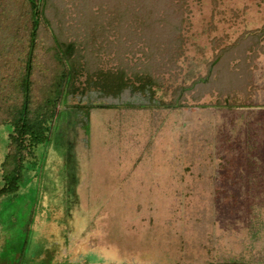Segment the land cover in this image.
<instances>
[{
	"label": "rangeland",
	"instance_id": "obj_1",
	"mask_svg": "<svg viewBox=\"0 0 264 264\" xmlns=\"http://www.w3.org/2000/svg\"><path fill=\"white\" fill-rule=\"evenodd\" d=\"M184 7L177 37L116 19L76 32L77 13L55 14L94 66L136 69L150 57L159 83L153 98L127 88L60 102L20 189L0 198V264H264V38L245 35L264 27V0ZM201 77L186 105L167 107ZM230 92L244 105H215ZM13 131L0 125V186Z\"/></svg>",
	"mask_w": 264,
	"mask_h": 264
},
{
	"label": "trees",
	"instance_id": "obj_2",
	"mask_svg": "<svg viewBox=\"0 0 264 264\" xmlns=\"http://www.w3.org/2000/svg\"><path fill=\"white\" fill-rule=\"evenodd\" d=\"M69 4L74 6L72 12H69ZM184 4L185 0H0V125L5 122L14 125L8 151L1 163L0 198L15 195L20 189L27 152L34 144L49 139L62 100L93 91L117 97L127 88L134 92L148 91L152 98L156 94L154 86L159 83L156 64L144 49L149 61L140 64V68L132 69L127 63L116 71H104L93 65L90 53L78 40L69 39L64 29L55 25V14L77 13L76 32L80 29L88 33L104 31L105 24L116 19L119 27L139 28L145 35L159 28L175 35L182 27ZM245 35L264 38V27ZM175 36L170 41L171 49L176 48L170 54V62L181 50L179 44L172 45ZM163 44V40H159L154 45L156 51H160ZM228 51L230 49L226 48L217 54L210 70L219 65ZM208 78L201 77L190 86L182 87L167 107L186 105L185 95L196 85L207 83ZM221 96L216 106L244 105V100L233 92Z\"/></svg>",
	"mask_w": 264,
	"mask_h": 264
}]
</instances>
